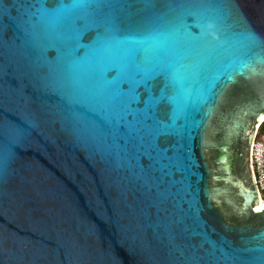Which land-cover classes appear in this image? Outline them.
<instances>
[{
    "label": "water",
    "instance_id": "1",
    "mask_svg": "<svg viewBox=\"0 0 264 264\" xmlns=\"http://www.w3.org/2000/svg\"><path fill=\"white\" fill-rule=\"evenodd\" d=\"M178 3L105 8L120 35L171 32L178 55L165 63L194 65L181 81L130 51L140 67L127 78L98 68L93 80L120 77L136 97L124 107L76 79L89 48L58 38L60 0H0V264H264L250 162L264 122V0Z\"/></svg>",
    "mask_w": 264,
    "mask_h": 264
},
{
    "label": "snow or ice",
    "instance_id": "2",
    "mask_svg": "<svg viewBox=\"0 0 264 264\" xmlns=\"http://www.w3.org/2000/svg\"><path fill=\"white\" fill-rule=\"evenodd\" d=\"M126 2V0H69L68 3H64L60 0L59 7L66 10L67 14L64 20L67 24V34L59 33L58 38H65L75 41L71 51L75 52L79 47L89 48V53L86 59L74 60L72 62L75 70V76L78 81H90L92 87L95 88L99 95L104 96L109 102L127 107L132 100L136 99L135 96H128L125 94V90L121 88L120 77L127 78L128 74L133 69H139L140 65L131 63L126 55L130 51H137L144 53L145 62H155L163 65V69L166 72H170L174 79L183 80L184 77L180 76L181 70L185 76L193 70L194 65L181 64L176 66L174 60H165L168 56H177L178 53L175 49L166 46V41L171 32L161 31L153 28L146 34H139L136 31H129L123 35H120V26L117 23L114 16L105 12V8H112L115 4ZM169 4H174L177 7L183 8L182 3H178V0H167ZM191 14V13H189ZM76 19H84L85 25L77 29L74 24ZM181 24L183 21L181 20ZM103 27L105 33L97 32L94 39L89 45L80 43L83 33L93 29ZM206 28L209 34L215 32L214 22H209L202 31ZM175 31H179L176 28ZM161 41L159 50L155 46V42ZM214 38L218 39V37ZM250 39H254L252 34H249ZM158 51L163 53V56L158 55ZM248 65H243L241 72ZM98 68H103L105 71L111 68L118 70L120 77L109 80L105 77L103 80H93L92 77ZM251 71H255L254 68ZM138 74V71H137ZM264 119V117H261Z\"/></svg>",
    "mask_w": 264,
    "mask_h": 264
},
{
    "label": "built area",
    "instance_id": "3",
    "mask_svg": "<svg viewBox=\"0 0 264 264\" xmlns=\"http://www.w3.org/2000/svg\"><path fill=\"white\" fill-rule=\"evenodd\" d=\"M257 129L254 141L251 145V168L255 178V183L260 191L261 198L264 193V132Z\"/></svg>",
    "mask_w": 264,
    "mask_h": 264
},
{
    "label": "trees",
    "instance_id": "4",
    "mask_svg": "<svg viewBox=\"0 0 264 264\" xmlns=\"http://www.w3.org/2000/svg\"><path fill=\"white\" fill-rule=\"evenodd\" d=\"M260 130H261L262 132H264V122L261 124V126H260ZM262 197H263V199H264V193L262 194Z\"/></svg>",
    "mask_w": 264,
    "mask_h": 264
},
{
    "label": "bare ground",
    "instance_id": "5",
    "mask_svg": "<svg viewBox=\"0 0 264 264\" xmlns=\"http://www.w3.org/2000/svg\"><path fill=\"white\" fill-rule=\"evenodd\" d=\"M263 199V198H262Z\"/></svg>",
    "mask_w": 264,
    "mask_h": 264
}]
</instances>
